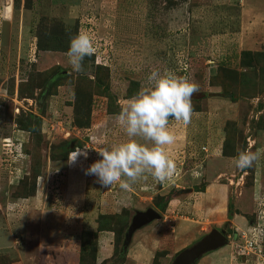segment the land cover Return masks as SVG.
Segmentation results:
<instances>
[{
	"label": "rangeland",
	"instance_id": "obj_1",
	"mask_svg": "<svg viewBox=\"0 0 264 264\" xmlns=\"http://www.w3.org/2000/svg\"><path fill=\"white\" fill-rule=\"evenodd\" d=\"M245 2L248 4L249 0H0V133L6 137L4 142L10 144L9 152L14 146V155L6 163L4 142L0 140V180H3L0 202H16L18 194H24L25 185L29 187L35 180L28 196L33 197L38 182L35 175L42 173V169L38 171V164L40 161L46 164L47 160L55 163L52 167L55 176L53 181L48 180L47 192L57 199L64 186L68 187L67 181L72 175L63 166L70 153L81 148L87 153L86 158L78 155L72 165L76 177L72 189L78 190L87 183L80 207L87 217V226L82 227L81 233L76 232L80 235L79 264H96L99 239L106 234L113 235L114 255L103 264H122L132 241L144 242L147 230L158 227L164 213L169 215L170 199L176 190L192 188L188 183L198 177L205 180L207 166L217 160L215 156L235 164L237 154L248 150L257 153V159L237 173L239 177L246 171L244 180L234 183L228 191L229 214L238 213L237 202L242 200L248 229H256L258 225L264 231V49L256 56L243 57L245 66L239 72L234 67L237 61L212 58L214 63H206L205 53L209 52L206 46L189 36L198 17H203L199 21L209 17L222 23L229 20L231 13L236 17L246 13L242 11ZM260 3L264 6L263 0ZM81 32L90 36L95 51L84 58L81 71L74 72L66 52L70 39ZM192 53L202 58L198 56L194 63ZM222 63L232 65L226 70L221 67ZM185 64L189 67L186 73L178 72ZM153 70L173 71L196 86L191 95L192 111H214L207 106V99H223L222 106L218 107L223 110L221 133H225L219 142L221 149L215 152L208 125L198 122L197 130L205 129L204 135L191 131V127L188 131L190 136L193 131L197 133L195 136L199 139L188 140L185 148H164L174 162L181 161L179 151L186 149L187 165L175 180L170 177L160 182L145 173L127 191L121 190L118 182L102 188L96 177L86 175L85 170L100 159L96 152L100 148L127 139L116 115L126 99L146 86V77ZM183 124L169 118L171 130L180 129ZM135 139L152 146L151 141ZM202 147L207 151H202ZM34 164L37 173H34ZM196 167L199 169L191 177L190 171ZM235 173L232 168L231 174ZM219 179L228 183L223 175ZM203 185L198 188L204 189ZM54 198L52 206L56 204ZM179 198L186 204L194 200L188 194ZM10 206L11 212L18 213V206ZM148 209L161 217L136 229L126 249L124 241L130 225L139 213ZM185 216L191 218L192 214ZM80 217L73 214L71 221L79 222ZM229 221L218 230L228 237V244L234 241L235 251L242 239ZM218 222L205 221V233ZM167 224L166 227L172 226ZM138 235L144 236L143 239L137 240ZM159 238L153 264H174L182 250L196 244L185 247L186 241L170 242L163 237V230ZM166 243L170 246L166 247ZM181 243L184 249L177 251ZM20 253L18 245L15 249L0 250V264H21ZM233 255L236 259L244 258L235 252Z\"/></svg>",
	"mask_w": 264,
	"mask_h": 264
},
{
	"label": "crops",
	"instance_id": "obj_2",
	"mask_svg": "<svg viewBox=\"0 0 264 264\" xmlns=\"http://www.w3.org/2000/svg\"><path fill=\"white\" fill-rule=\"evenodd\" d=\"M242 11L247 12L237 17L231 13L229 20H223L222 23L210 20L209 17V19L206 17L202 21L199 20L203 17H198L193 21L192 33L189 36L194 42H203L206 46L205 48L210 52L205 53L206 63H214V59L212 58H225L227 59L225 62L237 61L234 67H238V71L243 72L242 52L256 54L264 49V6L261 5L260 0H249L248 4L245 2ZM198 56L199 54H190L194 63L198 58H202ZM233 56L234 59L232 58ZM222 65L221 67L228 68L232 64L228 63V66H226L222 63ZM222 100L219 97L212 100L207 99V106L214 111L208 113L192 111L188 124L180 125L179 130L169 129L174 135V141L171 144L164 145L163 149L166 147L169 150L172 148H185L189 144L188 140L193 142V138L199 139L198 136H195L197 133L194 131L190 136L188 127H191V131L196 130L201 132L197 130V127H200L198 122H200L208 125V136H212L211 147H216L215 152L219 153L221 149L220 139L223 140L225 137V133H221V121L223 120L221 118V111L223 110L222 108L218 109V107L222 106ZM216 111H220V114H217ZM204 114L208 116L205 118ZM205 131L204 129L200 134L204 135ZM5 138L4 133L1 132L0 140L2 139L3 142ZM219 158L218 155L215 156L217 160L214 159L215 161H211L207 166L204 175L206 177L205 180L198 177L197 179H193L191 183H188V185L193 186L192 188L188 186L183 187L182 190H176L170 199L169 215L168 213H164L162 221H159L161 222L160 225L158 227L155 225V228L151 227L147 230V237L144 239V242L135 243V240L132 241L128 248V256L125 263L122 264H153L152 259L160 246L159 237L162 234V230L163 237H167L170 242H177V240L186 241L185 247H188L190 243L197 244L207 235L203 227L205 221H220L215 224V227L213 226V229L218 230L222 226H225L226 222L230 219L228 191L231 186L244 180L246 171L237 177V173L241 172V169H237L235 164L231 163L227 158L225 160ZM75 162L77 161L72 163L67 161L63 166L71 170L70 173L73 176L71 174H69L71 177L68 176V187L64 186L62 194H60L62 199H59L60 197L56 199L51 193L47 192L49 188L47 182L49 179L53 181V176H55L54 172H52L54 171L52 167H54L55 163L47 160L46 164L42 167V173L38 175L36 192L33 197L18 198L16 202L12 203L8 200L0 202V250L15 249L18 245V250H21V264H79L80 235H77L76 232L80 231L79 233H81L82 227L87 226V217L80 210L83 204L81 199L84 196L87 183L83 186L84 188L79 187L80 189L78 190L72 189L76 183L72 167ZM232 168L235 170V174H231ZM198 169L196 167L190 171L191 177L196 175L195 170ZM42 174L43 176H41ZM221 175L225 177L224 180L228 182L227 184L220 181ZM2 181L1 179L0 183ZM183 181L184 183L186 182L185 179ZM202 182L204 183V189H199L198 186L203 184ZM54 186H52L53 190H55ZM45 187L46 191L44 190ZM186 194L194 198V200H190L187 203L189 204L188 208L185 207L187 205L185 200L179 198ZM52 198L56 199L55 206L51 204ZM73 200L76 202H73ZM241 201L237 202L238 213L233 214L231 221H229L232 223L231 228L239 234L249 227L247 218L244 215L246 208L242 206L244 203ZM10 205L18 206V213L11 212L8 209ZM73 208H77V211ZM186 213L192 214V217L185 216ZM73 214L81 216L79 222H76V220L75 222L71 221ZM166 222H168L167 225L171 224L172 226L166 227ZM210 229L213 230L212 228ZM233 236L235 238L236 233ZM142 237L138 235L137 240L143 239ZM189 240L192 242H189ZM113 242L112 234H106L99 239L98 261L96 264H103L112 259L114 255ZM182 244L178 247L177 251L184 249ZM169 246L166 243V247ZM233 246L234 241L223 247L209 251L202 255L195 264H264L263 259H258L254 256L236 259L233 255Z\"/></svg>",
	"mask_w": 264,
	"mask_h": 264
},
{
	"label": "clouds",
	"instance_id": "obj_3",
	"mask_svg": "<svg viewBox=\"0 0 264 264\" xmlns=\"http://www.w3.org/2000/svg\"><path fill=\"white\" fill-rule=\"evenodd\" d=\"M95 51L87 33H79L69 42L66 56L74 72L81 71L82 61ZM142 86L132 97L126 99L116 115V121L127 139L124 142L102 147L97 152L100 159L85 170L93 175L102 188L118 182L123 191L130 189L145 173L163 182L175 171V163L164 152L163 146L173 143L174 135L169 130V118L189 123L192 115L191 95L196 86L188 78L173 71H151ZM151 141L152 146L139 143L135 138ZM78 155L87 153L77 148L70 153L69 163ZM257 159V153L241 151L234 158L237 169H246ZM123 177V178H122Z\"/></svg>",
	"mask_w": 264,
	"mask_h": 264
},
{
	"label": "water",
	"instance_id": "obj_4",
	"mask_svg": "<svg viewBox=\"0 0 264 264\" xmlns=\"http://www.w3.org/2000/svg\"><path fill=\"white\" fill-rule=\"evenodd\" d=\"M159 217L160 215L153 209H148L144 213H139L129 227L124 241V247L126 248L130 243L136 229L140 228L142 225L152 222L153 220L159 219ZM228 242V238L223 232L213 229L197 244L182 251L176 257L174 264H195L202 255L209 251L223 247L228 244Z\"/></svg>",
	"mask_w": 264,
	"mask_h": 264
},
{
	"label": "built area",
	"instance_id": "obj_5",
	"mask_svg": "<svg viewBox=\"0 0 264 264\" xmlns=\"http://www.w3.org/2000/svg\"><path fill=\"white\" fill-rule=\"evenodd\" d=\"M185 70L184 74L187 71V65H185V67L183 68ZM6 141V139H4ZM3 140V142H4ZM9 143L4 142V155H5V160L4 162L9 161L8 158H10L11 156L14 155L12 148L14 146H12L10 152L9 150H7V147L9 146ZM202 151L206 152V148L203 147ZM182 155V156H181ZM178 157L180 158L181 161L178 162H174L175 163V169L178 172H174L173 175L171 177L175 178L177 177V175H179L180 172H182L184 166L186 165L185 159H187V153H186V149L180 150ZM264 231L261 227H259L257 225L256 229H248L246 231H243L241 233V239H242V244L237 245L235 247V253L236 254H240L243 255L244 257H249V256H254L257 257L258 259H263L264 260Z\"/></svg>",
	"mask_w": 264,
	"mask_h": 264
},
{
	"label": "trees",
	"instance_id": "obj_6",
	"mask_svg": "<svg viewBox=\"0 0 264 264\" xmlns=\"http://www.w3.org/2000/svg\"><path fill=\"white\" fill-rule=\"evenodd\" d=\"M8 6V5H7ZM252 56L253 57V55L254 54H252V53H248V52H243L242 53V68H244V60H243V57H245V56ZM254 56H256V55H254ZM186 65V64H185ZM188 66V65H187ZM191 67H192V64H191ZM188 68L189 67H187V70H188ZM223 69H226L227 70V68H224V67H222ZM229 70V69H228ZM178 72H182V73H184L185 72V70L184 69H180V70H178ZM241 74V73H240ZM34 118V117H33ZM28 128H31L30 127V125H28ZM26 129V128H25ZM28 130V129H27ZM11 161V159L9 160V162ZM9 162H6V163H9ZM35 163V162H34ZM38 166H39V169H38V171L40 172V170L42 169V167L44 166V164H43V162H41L40 161V163L38 164ZM35 170H37L36 169V167H35V164H34V173H37ZM42 171H43V169H42ZM37 178H38V174H36L35 175ZM31 185L29 186V187H27V184L25 185V188H24V190H23V192H24V194H18V198H27L28 196H30L31 194L29 193L30 191H31V188H32V186H33V188H34V185L36 184V182H35V180H34V182L33 183H30ZM159 206V205H158ZM230 207H231V205H230ZM229 207V208H230ZM162 208V207H161ZM231 211V210H230ZM231 216H232V214H230V219H231ZM85 263V262H84Z\"/></svg>",
	"mask_w": 264,
	"mask_h": 264
}]
</instances>
